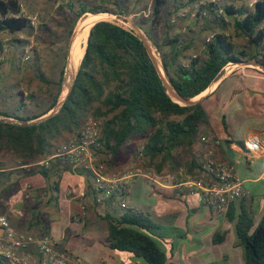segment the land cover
<instances>
[{
    "label": "crops",
    "instance_id": "0c3cea01",
    "mask_svg": "<svg viewBox=\"0 0 264 264\" xmlns=\"http://www.w3.org/2000/svg\"><path fill=\"white\" fill-rule=\"evenodd\" d=\"M69 4V0H21L28 27L15 34L0 33V57H4L0 61V113L39 119L65 96L67 63L59 59L68 52L66 37L73 23L68 16ZM57 8L63 9L62 14H55ZM26 55L28 60H24ZM9 58L11 62L6 63ZM232 65L224 68V75L199 100L207 114V125L200 129L187 157L196 160L191 165L195 171L205 151L203 139L219 141L212 145V159L227 163L245 191V196L230 203L225 213L205 207L196 196L177 197L176 189L160 186V176L150 175L142 165L144 175L128 181L126 208H121L118 195L105 199L95 189L92 175L74 171L66 160L56 159L43 170L33 164L20 166L8 151H1L0 217H5L15 231L52 237L59 252L79 256L87 264H145L108 247L105 219L106 215L119 216L125 211L145 213L166 229L159 242L168 262L243 264L244 251L235 229L237 217L248 213L252 232L264 215V72L254 66ZM74 136L64 133L55 139L48 155ZM143 141L141 137L127 140L115 156L102 147L97 149L96 156L106 165V174L121 177L127 169L138 167L134 155ZM123 151L127 153L124 163L118 160ZM37 174L45 180L35 178L22 188L23 178ZM80 193H85L83 200L77 197ZM83 202L84 215L77 219ZM51 225L57 226L53 235H49ZM26 255L30 264H37L34 249Z\"/></svg>",
    "mask_w": 264,
    "mask_h": 264
},
{
    "label": "trees",
    "instance_id": "16d2710c",
    "mask_svg": "<svg viewBox=\"0 0 264 264\" xmlns=\"http://www.w3.org/2000/svg\"><path fill=\"white\" fill-rule=\"evenodd\" d=\"M168 1L155 0L149 21L139 19L135 25L152 42L165 75L183 99H193L204 92L229 64L257 62L264 66V0H256L250 8L234 1L208 3L204 13L202 10L197 13L196 20L208 17L209 28L217 31L209 41L202 39L197 55L188 57L183 54L192 45L182 41L180 35H167L161 44L153 37L152 31L160 25L161 12ZM194 1L198 0H190ZM102 5L107 2L102 0L95 7L82 2L77 7L68 5L75 18L67 33V44L83 15L113 13ZM118 14L125 13L119 10ZM28 25L29 20L21 12V0H0V33L15 34ZM228 28L235 36L244 37L246 46L238 48L226 34ZM64 61H67L66 51ZM38 78L46 82L41 74ZM0 116L20 121L38 118L22 119L6 113ZM88 118L100 119L102 123L95 153L102 147L108 155L115 156L127 140L141 137L144 157L160 173L166 168L170 172L179 167L192 171L191 165L196 160L193 156L188 160L184 155H191L200 129L207 125L202 103L183 106L173 101L138 34L106 20L90 28L71 90L58 111L35 125L0 121V152L8 151L20 166L34 164L50 153L54 140L62 134L78 135ZM239 145L245 147L242 142ZM105 219L106 243L110 249L128 253L145 264H177L168 262L169 257L159 242L166 229L148 214L125 211L119 216L106 215ZM252 225L246 212L235 223L244 251L243 264H264V215L250 232ZM0 262L5 260L0 258Z\"/></svg>",
    "mask_w": 264,
    "mask_h": 264
},
{
    "label": "built area",
    "instance_id": "2783aa9c",
    "mask_svg": "<svg viewBox=\"0 0 264 264\" xmlns=\"http://www.w3.org/2000/svg\"><path fill=\"white\" fill-rule=\"evenodd\" d=\"M231 0H222L230 2ZM256 0H252V7ZM211 2H215L212 0ZM212 35L206 39L209 41ZM0 57V61L3 60ZM25 56L24 60H28ZM102 123L99 119L88 118L80 133L65 143L57 146L50 155L44 157L32 166L48 170L56 159L66 160L74 171L87 172L93 177V184L97 191L101 192L105 199H111L115 195L120 198L119 206L126 208L125 196L129 180L136 176H143L141 165L146 168L144 161V148L140 145L136 150L135 160L138 167L127 169L121 177L109 176L107 168L101 163L95 153L100 140ZM205 151L199 159V166L195 171L188 172L185 167H179L166 175H160V186L169 185L176 189V196H196L197 200L205 207L214 208L218 213H225L229 204L245 196V191L238 178L233 174L227 163L216 162L212 159V145H217V139H203ZM248 148H252L246 143ZM146 172L154 176L146 168ZM71 194V191L68 192ZM77 197L84 199L85 193ZM85 204L83 202L77 219L84 215ZM57 242L49 236L36 237L32 234L11 229L5 217H0V258L8 264H30L26 253L30 249L36 252L37 264H87L81 257L71 253H62L56 249Z\"/></svg>",
    "mask_w": 264,
    "mask_h": 264
},
{
    "label": "rangeland",
    "instance_id": "374dc122",
    "mask_svg": "<svg viewBox=\"0 0 264 264\" xmlns=\"http://www.w3.org/2000/svg\"><path fill=\"white\" fill-rule=\"evenodd\" d=\"M69 1L75 7L78 6L79 2L89 5V7H95V6H100L102 0H69ZM104 1L107 2V5H102L103 7L107 6L109 9L112 10L113 14H116V15H119L118 11L121 10L125 14L120 15V16L123 17L124 19H127L129 22L133 24L138 22L139 19H143L145 22H148L151 17V11L153 9V5L155 2V0H104ZM211 1L212 0H198V1L190 2V0H169L161 12L162 19H161L160 25L157 28L153 29L152 31L155 41L161 44L167 35L172 36V35L178 34L180 35V38L182 39V41L189 42L192 45L186 52H184L183 56L188 57V56L197 55L201 51L202 39L209 38L211 35L214 34L215 31H217V30L215 31L211 30L209 28L211 24L209 23V19L207 16H206L207 18L204 20L201 18H199V21L196 20L197 13L200 10H202L204 13L206 11L207 4L210 3ZM215 1H222V0H215ZM231 1H234V3H236L237 5H244L247 7H249V4L252 2V0H231ZM179 4H181L182 6H180ZM62 12H63V9L61 10L60 8H57L55 11V14L57 13L62 14ZM68 16L72 20L75 18L74 14L71 12H69ZM98 16H105V18L101 20L115 22L118 25L126 29H130V27L126 25L125 23L119 20L110 18L108 15H103V14L95 15L92 13H87L86 15H83L78 20L77 25H79V23L81 24L85 23L90 26L91 23L96 22L95 18ZM137 30L139 31L138 33L141 35L144 41L147 43L150 51L153 53L154 57L156 58V61L159 63L160 68H161V62H160L159 55L156 49L154 48V46L152 45V42L146 37V35L138 27H137ZM226 34L230 35L232 42L238 48H242L246 46V39L242 36L240 37L235 36L231 28H228V30L226 31ZM59 61H62L63 63L64 57L61 56ZM182 61H185L184 58H182ZM10 62H11V59L9 58L6 61V63H10ZM234 65L235 64H233L232 67H234ZM237 66H241V65H237ZM162 76L166 80H168L163 70H162ZM126 156H127L126 151H123L121 155L119 156L118 160L124 163ZM134 156L136 157V151H135ZM184 156L185 158H187L186 155ZM144 161L146 164L145 167L147 169H150V172L156 173L159 176L166 175L167 173L173 172V171L169 172L167 168L165 171L162 170L161 173L160 171L157 172L156 167L151 165L145 157H144ZM35 178L44 179V176L42 174H37L34 177L23 178L21 180V183H24V185H22V188L25 186L26 183L30 182V180H33L35 182L34 180ZM56 230H57V226L51 225L49 235L55 234Z\"/></svg>",
    "mask_w": 264,
    "mask_h": 264
},
{
    "label": "water",
    "instance_id": "95a60500",
    "mask_svg": "<svg viewBox=\"0 0 264 264\" xmlns=\"http://www.w3.org/2000/svg\"><path fill=\"white\" fill-rule=\"evenodd\" d=\"M100 14H106L108 15L110 18H113V19H116V20H119L123 23H125L126 25H128L130 27V29L134 30L138 36L140 37V40L143 42V44L145 45V47L147 48L148 52H149V55L155 65V67L158 69V72H159V75L162 79V82L164 84V86L166 87L167 89V93L170 95V97H173L174 99H176L177 101H173L180 104V105H183V106H192V105H195L196 103L199 102L200 98L206 94V92L211 89L214 84L217 83V81L224 75L225 73V69L223 68L219 74L217 75V77L213 80V82L210 84V86L204 91L202 92L200 95H198L195 99H189V100H186V99H183L178 93L177 91L175 90V88L172 86L171 82L169 80H166L163 76H162V72H160V69H159V66H158V62L156 61V58L154 57L153 53L150 51L147 43L144 41V39L141 37V35L138 33L139 31L137 30V26L131 22H129L127 19H124L123 17H121L120 15H116V14H113V13H97L95 15H100ZM99 22V21H98ZM97 23V22H96ZM94 25V24H93ZM85 25H77L75 30L72 32V35L70 37V40H69V43H68V52H67V64L68 65V62H69V59H70V54H71V50L73 48V45L77 39V37L82 33V31L85 29ZM87 43V41H86ZM235 65H241V66H254L258 69H260L262 72H264V66L260 65L259 63L257 62H240V63H236ZM161 69L163 70L162 68V65H161ZM164 72V70H163ZM75 77V75H74ZM74 77L71 81L70 84L67 85V92L65 94V96L62 98V100L58 103V105L53 108L51 110V112L42 117V118H39V119H35V120H32V121H20V120H16V119H11V118H0V121H4V122H8V123H12V124H17V125H23V126H29V125H35V124H38L40 122H42L43 120H45L46 118L54 115L58 109L61 107L62 103L64 102V100L66 99L69 91L71 90V87H72V84H73V81H74Z\"/></svg>",
    "mask_w": 264,
    "mask_h": 264
},
{
    "label": "bare ground",
    "instance_id": "6f19581e",
    "mask_svg": "<svg viewBox=\"0 0 264 264\" xmlns=\"http://www.w3.org/2000/svg\"><path fill=\"white\" fill-rule=\"evenodd\" d=\"M103 15H106V14H103ZM103 18H105V16H98L95 18V20H96V22L103 21V20H101ZM95 23H91L90 26L88 24H85V23H82V24L79 23V26L85 25L86 27L82 31V33L77 37V39L73 45V48L71 50L70 59H69V62H68V65H67V68L65 71V84H66V86L71 83V81H72V79H73V77H74V75L78 69L79 63H80V61L83 57V54H84L89 30L93 26V24H95ZM87 27H89V28H87ZM86 28H87V30H86ZM84 37H85V39H84ZM83 39L85 41V45H83V42H84ZM158 66H159L160 72H162L159 63H158Z\"/></svg>",
    "mask_w": 264,
    "mask_h": 264
}]
</instances>
